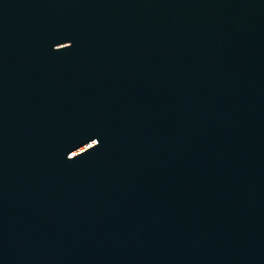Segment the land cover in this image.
I'll return each instance as SVG.
<instances>
[{
	"label": "water",
	"instance_id": "1",
	"mask_svg": "<svg viewBox=\"0 0 264 264\" xmlns=\"http://www.w3.org/2000/svg\"><path fill=\"white\" fill-rule=\"evenodd\" d=\"M0 264H264V0H0Z\"/></svg>",
	"mask_w": 264,
	"mask_h": 264
}]
</instances>
